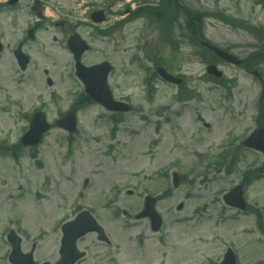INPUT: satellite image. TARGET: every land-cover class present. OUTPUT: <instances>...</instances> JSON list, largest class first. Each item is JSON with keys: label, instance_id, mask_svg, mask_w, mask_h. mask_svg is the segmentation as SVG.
I'll list each match as a JSON object with an SVG mask.
<instances>
[{"label": "rangeland", "instance_id": "1", "mask_svg": "<svg viewBox=\"0 0 264 264\" xmlns=\"http://www.w3.org/2000/svg\"><path fill=\"white\" fill-rule=\"evenodd\" d=\"M182 1L191 11L208 14L207 41L242 60L251 58L252 71L260 72L264 83V61L255 58L263 51L264 0ZM33 2L0 11V146L7 148L0 151V264H9L8 229L21 236L22 252L32 251L37 263L55 259L60 226L81 210L91 212L109 241L83 237L82 264H221L227 249L238 264H263L264 157L242 145L258 127L262 83L251 72L222 63L223 78L208 79L204 57L184 41L176 50L159 41L154 22L118 25L121 16L115 14L127 3L132 10L137 0H41L51 14L29 40L27 31L38 22ZM88 4L108 8L111 15L99 28L109 32L106 36L87 26L77 30L92 47L83 63L111 64L113 97L129 104L131 112L115 116L93 104L77 113L74 135L54 127L35 151L16 152V160L12 147L28 129L26 116L39 110L53 124L83 93L66 42L72 32L67 25L84 18ZM216 14L261 29L263 37ZM20 41L31 60L25 72L13 57ZM151 52L165 60L172 75L183 77V89L152 75ZM221 155L229 157L219 165ZM173 172L187 177L177 188L171 184ZM240 184L244 211L224 203V195ZM163 192L168 197L157 203L163 222L155 233L149 219L136 215L146 195Z\"/></svg>", "mask_w": 264, "mask_h": 264}, {"label": "water", "instance_id": "2", "mask_svg": "<svg viewBox=\"0 0 264 264\" xmlns=\"http://www.w3.org/2000/svg\"><path fill=\"white\" fill-rule=\"evenodd\" d=\"M102 18H98L97 21H100ZM69 48L74 53V58L76 60L75 67L77 69L76 75L80 80L83 81L85 85L86 94H88L94 101L101 103L106 110L108 111H114V112H128L129 108L125 103L117 102L113 100L112 94L110 92V89H108L107 85V75L110 72L111 68L106 63L98 64L97 66L89 67V68H83L80 65V56L81 54L88 49V47L80 40L79 37L74 36V38L70 39L69 41ZM210 49L215 52L223 61L225 62H231L234 64H239L240 62L236 61L234 57L229 55L228 53L221 52L217 48L214 49L210 47ZM17 59L20 62V66L22 70L25 69L26 64L28 63V60L23 57L20 54V50L16 52ZM209 74H215L216 76H220V74L216 73V68L214 66L209 67L207 69ZM159 74L167 80L170 83L179 84L180 80H177L176 78L169 76L164 69H159ZM263 94V93H262ZM56 124H58L60 127H62L64 130H68L69 132H74L76 130V119L75 115L72 112H69L66 117L60 121H57ZM29 131L24 135V138L22 139V144L24 145H30L35 146L38 142H40L42 134L46 133L50 129V125L47 124L46 118L41 113H36L34 115V118L32 119L30 123ZM259 135V136H257ZM255 137V138H254ZM264 128L259 129L255 131L252 135V138L248 139L246 141V145L249 147L256 148L258 150H261L264 153ZM241 186H238L233 189V191L228 194L225 199L228 204L239 206L242 209H244V203L241 199ZM233 196H236V199H230ZM153 200H150V198H147L146 200V209L145 212L140 214V216H149L153 219V229L158 230V226L161 222L160 217H157V215L153 211ZM98 232L99 234V240H104V232L99 227V225L96 223V221L91 217V215L84 211L81 214H79L71 223L66 224L63 227V233L64 236L61 240L62 247L61 252L63 256H66L65 251H73V254L76 255V243L75 241L78 238L83 237V235L91 232ZM13 236V235H12ZM11 244L13 246L12 254L10 255V259L14 264H32V256L29 253L26 257L22 256L20 254V245H19V239H16V237L13 236V239L10 240ZM74 255V257H75ZM59 264H63L62 262ZM223 264H235V258L233 256V253L231 251H228L225 255V261Z\"/></svg>", "mask_w": 264, "mask_h": 264}, {"label": "trees", "instance_id": "3", "mask_svg": "<svg viewBox=\"0 0 264 264\" xmlns=\"http://www.w3.org/2000/svg\"><path fill=\"white\" fill-rule=\"evenodd\" d=\"M175 1L177 2V0H172V3H173V6L176 8L177 3ZM186 15L188 17V14H186ZM165 18H164V16H160V18H158V21L160 23H162V21L163 22L165 21ZM165 22H167V21H165ZM168 23L170 24V26L173 24L172 20H170V22H168ZM168 23H167V25H168ZM184 25H186L185 29L190 31L191 35L192 36L194 35L195 38L199 33H201L202 20L198 14L192 13L191 17H188V20ZM84 101L85 102L81 103V106H83V107H86V106H88V104L91 103V101H89L88 98H85Z\"/></svg>", "mask_w": 264, "mask_h": 264}, {"label": "flooded vegetation", "instance_id": "4", "mask_svg": "<svg viewBox=\"0 0 264 264\" xmlns=\"http://www.w3.org/2000/svg\"><path fill=\"white\" fill-rule=\"evenodd\" d=\"M146 6H149V2L148 3H146L145 4ZM58 256H57V259L56 260H54V261H51V262H48V261H45V262H48L49 264H56V262L59 260V254H57ZM85 258V257H84ZM84 259H82V260H79V261H77L75 264H82L81 262L83 261ZM42 263H44V262H42Z\"/></svg>", "mask_w": 264, "mask_h": 264}, {"label": "bare ground", "instance_id": "5", "mask_svg": "<svg viewBox=\"0 0 264 264\" xmlns=\"http://www.w3.org/2000/svg\"><path fill=\"white\" fill-rule=\"evenodd\" d=\"M49 14V13H48ZM2 68H3V71L5 72L6 70H5V67L4 66H2Z\"/></svg>", "mask_w": 264, "mask_h": 264}]
</instances>
